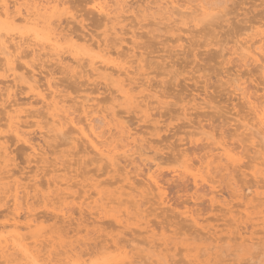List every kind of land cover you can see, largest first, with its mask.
<instances>
[{
	"label": "rangeland",
	"instance_id": "1",
	"mask_svg": "<svg viewBox=\"0 0 264 264\" xmlns=\"http://www.w3.org/2000/svg\"><path fill=\"white\" fill-rule=\"evenodd\" d=\"M113 1L115 2L116 0ZM113 1L110 2L112 3ZM126 1L128 2H126L125 8L129 9V13H127L129 16H127V19L121 23L122 29H119L120 34L116 36L117 38L121 37L123 39L121 42L115 38L114 35L113 37L109 33L108 30L111 27L110 24H107L109 29L106 25L101 23L98 24V21H102L103 18L96 10H94V7H91V5L96 3L95 0H64V5L62 6V9H60L59 17L58 14L54 16L56 17L53 19L55 20V25L53 23L52 24L55 26V28H52L56 33H59L60 37L62 33L63 35L71 33L75 34L76 36H73L76 38L79 34H84V32H86V28H88L87 30L90 32L93 30L91 33L94 34V37L98 39L103 38V33L108 34V37L106 36L107 38L105 43L107 44L108 48L112 50L110 56H112L113 62H117V58L120 59L123 57L129 61V57L133 61L136 59L135 63L133 62L134 64H131V61H128V63L131 66L133 65L134 68H137V73H139H132V75H130V80H132V86L134 88L132 92H130L131 95L136 96L137 99L132 98L130 101L128 100L126 102V100H122L120 98L118 92L115 91L116 89H114L119 85V83L116 82L117 78L114 81L115 83L109 82L107 85L104 84L103 79L102 81L99 80L101 79V76L97 78L94 76L95 80L92 81L93 76L83 72V70L86 68L83 67V65L85 66L87 63L86 60L81 59V62L83 63L80 62V64L76 66L77 68L72 65V68L70 69L71 71H68V68L66 69V67H63L65 66L64 64H57L52 60L49 61V58L45 57L47 58L45 59L44 56H41L43 54L36 56L39 60L35 59V56L33 57L31 55V58L28 57L29 55L25 56V58L28 64V60L32 61L35 59L33 62L37 65H33L36 66L34 67L36 68L34 72L36 71L37 73H34V75L37 77L35 78L36 80L39 78L38 82L40 81V83H44L46 82L47 78L50 79L51 77L50 81L54 82L58 86L59 92L63 95L67 93V96H64L66 98L61 95L65 100L68 98L69 99L67 101L70 100L64 105H67L68 108L70 107L69 109L67 108L68 112L74 110L72 115L75 116L76 119L82 117L79 107L80 101L82 100L81 96H88L93 100L95 97V99L98 100H94V103L98 102V108L101 106V108L104 107L108 110V107H110L109 110H115L114 113L118 115L120 114L119 116H121V119L123 118L125 120L122 121L120 119L121 126L123 125L128 127L131 132L130 134L132 135L131 137L134 138L135 136L134 143L129 147L132 148L136 146L135 148L131 149L132 151L134 149L136 153L132 156H127L128 158L126 157L127 159H125L124 156H121L122 153L119 150L118 152L120 153V156H117V163L120 164H117V167L114 169L110 167L108 169V166L103 161L98 159L99 157L97 154H94L95 152L93 151L90 152L89 147L84 146L85 144H83V142L77 141L75 145L71 143V135L74 133L70 127H65L60 130L59 127L53 126L50 123L48 116L44 115L45 118H43L42 121L48 122V125H45L46 128L43 127V129L40 130L36 126H32L24 130V134L27 133L25 134L26 137H30V142H34H32V145H37L38 147H34L40 150L39 151L36 149L35 152H39V155L42 153L40 156H38L37 153V155H34L35 152L32 153L33 151L29 146H27V144H22L23 141L17 140L14 134L8 130L7 124L4 123L5 117L3 116V111H0V118L4 117L3 120L1 119L0 121V125L2 124L0 135L2 136L6 133L5 136L3 135V138L0 137V139L3 141L0 142L1 145L3 143V145L7 147L6 150H8L7 156H5V161L2 157L3 154L0 155L2 158L0 159L2 160L0 161L2 162L0 164H3L2 166L4 167L3 168L0 166V171H2L0 176L3 177H0V187L2 188L0 190V238L5 235V237H13L14 241H16L18 244L27 242H29L27 244H30L32 240L38 238V236V239L44 241L45 245L49 243V240H53L54 248H50L49 246V248H45L41 252L42 254L48 249L50 251V257L53 259L52 263H54V260L55 262H58V259H62L63 261L66 260V256L68 255L65 254L66 252L64 251V248L65 250L67 248V253L71 251L72 253L70 254L73 255L75 254L73 252L74 249H78L77 252L81 254L80 259L83 260L81 261L83 264H209V262L210 264H264V172H262V170L264 171V166H258L257 163L261 161L262 158H264V135H259L263 133H261L259 130L260 128L258 129L259 125L258 127L255 125L256 119L253 118L254 114H252L253 111L250 107L251 105L248 103V99L243 96L241 97L240 91H238L235 87L237 83H241L240 86L243 87L244 90L246 87L245 92L250 95L252 100H254L253 97L255 96L257 97V99L255 98L257 102L262 101V99L260 100V97L263 93L261 88L264 86V71L262 70L264 69V58L258 57V55L256 60L244 57L242 54H240L239 50H236V46H239V43H241L243 39L247 40L252 38V41H254L258 38V36L255 34H257L256 30L260 29L259 24L264 22V0H228L227 2L230 3L227 4V2H223L218 6L219 11L215 10L220 13H217L215 16H211L209 18L203 16L201 11L198 9V0H189L190 3L188 2V4L190 5L187 4L185 8H181L180 10L172 9V12L168 11V13H164L163 16L159 13L160 10L157 11V0ZM179 1L181 2L182 0ZM193 2L195 3L194 5L191 4ZM130 6H133V9ZM194 10H196V12L194 16L195 20L193 21V19H191V12ZM133 12L136 17H133ZM131 14L132 16H130ZM184 14H188V16H185ZM155 17L156 19H153ZM201 17L205 18L206 20L202 19ZM200 18L202 21H199ZM56 19H59V21L56 22ZM190 19L192 21H190ZM157 21L161 23L159 24ZM20 24L22 29L26 28L24 27V24ZM188 24L190 25L189 27ZM128 25L130 30L127 28ZM164 25L166 27H164ZM202 26L203 28H201ZM75 29H78V32ZM121 32H123V34ZM76 33L79 34L77 35ZM125 39H127V41ZM237 41L240 42L238 43ZM61 42L62 47L68 46L71 43L70 40L65 41L64 39H61ZM235 42L237 43L235 44ZM122 44L127 47H123ZM130 45L135 47V56L132 55L133 51L130 49ZM118 49L121 52L122 57L120 54L116 55L114 50ZM129 49L132 51L131 53L128 52ZM124 52H128V54L126 53V55ZM231 53L234 54L231 55ZM136 56L137 58H135ZM239 57H242L243 61L241 59L239 60ZM66 59L67 58H65L64 62ZM20 61L22 60L20 59ZM26 61H24V64H18L16 61V64L20 66V71L17 72L19 83H17L18 85L20 84L19 86H22L21 89L20 87L15 89L16 93L14 97H17L16 99H18L22 96L18 99V102L22 103L23 110L26 111L25 113H45L46 106L32 98V94H30V91L25 86L24 80L29 79L28 77L30 76V71L28 72L27 68H25ZM67 61L69 60L67 59ZM109 61H111L110 57ZM118 62L122 63L124 60ZM259 65L261 66L259 67ZM82 68L84 69L81 71ZM134 68L132 67V69ZM42 70L44 72H42ZM4 71L0 69V91L3 90V92H0V95L1 93H5V85L8 83L7 80L9 81L11 79V77H8L10 79H7L6 76L9 73ZM100 72L104 74L102 70ZM4 73L5 75H3ZM146 74L147 78L145 77ZM44 75L48 77L46 78ZM131 76L133 78H131ZM121 77L123 78V76ZM120 79L121 78H118V81ZM23 86H25L24 88L26 89H22ZM60 87L62 91H60ZM22 90H24V92ZM144 94H146L145 96L148 94L145 99V102H147L146 106L144 105L145 102L142 101ZM78 95L81 96L79 97ZM138 96H142V98ZM74 97L76 99L75 101ZM99 98L101 100L104 99V101L99 102ZM107 98L108 100H106ZM4 103L7 105V102H3V100L0 99V105H4ZM1 107L3 106H0V110L2 109ZM107 110L105 112H107ZM251 117L253 120L250 119ZM23 120L30 121V118L23 117ZM249 122L253 123V129L250 130L255 132L254 134L259 133L258 135L253 134L254 137H251L253 139L249 138L250 136L248 134H250V130H246V128L248 129V127H251ZM254 126L258 129V133ZM103 128L105 129V127ZM245 130L248 132L246 133ZM67 131L69 134H71L67 135L70 137V139L69 137H66V134H68ZM61 132L64 133L62 134ZM110 133H105V138H109V136L111 137L112 135L113 139H120L119 136L117 137L115 130H112ZM45 134L47 136H45ZM52 134L54 136H51ZM219 140L224 142L226 141V143L228 145H232L230 147H234V149L236 147V150H234V152H236V154H234V158L237 160L236 157L238 155V162L236 161L237 163L233 164V162L230 163L229 161L222 159V163L220 162V164L215 161L209 166L208 171L211 172V175L209 174L208 176L209 172H206V170L203 171L202 166L198 162H200L199 160H201V158L205 159L204 156L207 154L216 152H209L210 148L208 146L207 148L206 145H208V143L212 144L213 141L215 142ZM250 140H253V142L255 140L256 143H251L252 141ZM117 142L119 143L121 141ZM79 145H81L82 148ZM241 145L244 147L243 149L240 148ZM212 147H215V145H212ZM0 151L2 152L1 149ZM75 151L78 153H75ZM181 151L182 154H184L183 152L186 153V155L184 154L187 157L186 163L191 165L189 168H191L193 165L192 169H190L192 172L194 170L193 168L195 167V172H198L197 170L200 167V173L203 171L204 175L206 172L204 175L206 181L203 183L199 182L200 185H198V187L196 185L194 187V183L191 181L192 178L190 174L188 172H185V174L183 171V166L189 165H183V161L186 160V157L180 154ZM138 153L141 154L139 155ZM247 154L248 158H246ZM34 156L35 158H33ZM42 157L44 160H42ZM134 158H136V160ZM188 158L190 159L188 160ZM6 161L7 164L5 163ZM155 161L161 163L158 165L161 166H156L155 168ZM239 162L242 163L240 164ZM218 164H220L221 168L222 166L227 167L226 169L222 168L220 171L218 169ZM202 165L204 166L206 164L203 163ZM257 167L261 168L259 169L261 174H256L258 176L260 174L262 178L260 176L258 177L257 175H253ZM146 169H150V171L156 170L157 173L159 172L158 174L160 177L156 172L155 173L158 176L156 177L158 178L161 187H163L160 188V191L153 189L154 187L152 188L151 186L149 188L146 187L150 191L152 189L150 193L144 189L145 187H143V185L145 186L146 181L148 180H145V178H147L145 173L147 172ZM7 170L9 175H7L5 172ZM108 172L109 174H107ZM5 174L10 178L5 176ZM133 175H136V178ZM125 176H130L129 180L132 182V189L128 188L130 189V193L128 190H126V188L124 190V187H128L127 185L129 182L124 180L125 183L127 181V185L122 182V179ZM139 178L141 179L140 181H142V183H145H138ZM260 178L262 179L261 182L258 180ZM116 179L121 180V182L124 184L120 182L117 183ZM211 179L212 182L209 181ZM67 181H69L70 184H67ZM95 181L99 183L101 182V184L104 181L103 185H99L98 183L99 187L104 186V189L101 188L102 191H105L106 189L107 191L105 192L109 191L108 194L106 193V195H104V192L103 196H117L114 195V193L117 194V191H119L116 189L118 186V189H123V192L127 191L129 196L133 195V198H130L131 200L129 202H132L130 204H133V202L135 203L136 200L139 199L138 201H140V204L137 201L135 206L138 204L140 205V208H138L140 209L141 213L139 214V209L135 207L138 209V212L135 209L136 211L133 210V213H128L127 216H125L126 212L125 214L123 213L125 207L123 208L121 205L120 209L119 205L116 206L117 204L114 203L111 205L112 208L110 210L107 209V212L109 213H107L108 215H106V211L103 209V214H105L104 216L101 212L102 207H100V205L97 206L99 209L95 207L98 205V201L100 202V200L96 202L97 204L94 202L96 195H94L93 191L95 190H93L94 188L92 186L97 183ZM13 182L19 183V186L21 187L22 203L20 202V205L23 206L22 208L20 207L17 209L18 212L20 211L19 215L21 217L17 223V225L19 224V229L17 228L16 231H14L12 226L9 225L12 223V213L15 211L12 208L11 195L8 196L12 192L13 187L11 186L14 185ZM54 183H57L58 185L54 187ZM62 183L66 184L67 188L70 190L67 191V188L64 189V185ZM49 185L56 192H53V190L49 188ZM58 186L60 188L63 187L64 190L62 191L60 188L57 190ZM138 186H141V188L145 190L142 191L144 193L148 192V194L142 195V191L139 190L141 188H137ZM25 188H27L26 191L24 190ZM34 188H36V190ZM112 188H115L117 191L113 193L115 189L113 190ZM27 190H30V192H27ZM37 190H39L41 193L43 192V194L41 195V193H39ZM111 190H113L112 193L110 192ZM131 190L134 191H132V195ZM2 191H5L6 193L4 192L3 194ZM46 191L49 194L46 193ZM137 191H141V194H139ZM210 191H212V194ZM53 193H56V195ZM91 194L92 197L94 195V200H91V196H89L91 197L90 199L86 200L88 195ZM76 195L79 196L76 197ZM134 195L136 200H134ZM52 196L54 199L50 198ZM142 196L143 198L146 197L143 199V202L141 201ZM214 196L216 198H214ZM210 197H212L211 199L214 201H210ZM44 198L46 199L44 201H47L46 203L48 204L52 203L53 200L54 202L58 200L55 203L58 205L60 201L61 204H63V207H60L59 205L56 206L54 202L53 205L55 207H52L55 209L60 207L59 210L65 207L64 210L66 209V211L69 213L63 212L65 215L64 217V215H62V211L60 212L62 213L61 216L57 209V212L55 209V212H53L51 205L49 208V206H46L48 204L44 203ZM158 198H161L163 201L159 200ZM49 200H52V202ZM79 201L83 204H81ZM160 201L164 203H161ZM91 202L95 204H91ZM88 203L90 208L88 205H86ZM127 203L123 206H127ZM26 204L30 205L31 208L29 206H27V208ZM80 205L81 208L79 209ZM252 205L256 207L257 210L256 208L251 207ZM91 206L95 207L97 210L91 208ZM29 208L31 212L29 211ZM33 208L34 210H31ZM229 208L231 209L230 212H228ZM118 209L124 214L120 215V218H122L120 219V222H118L115 217L112 216L115 214V212L116 214L120 212H118ZM129 209L130 208H128V210ZM253 209L256 210V212L253 213ZM112 210L113 212L115 211L114 214H111ZM27 211L30 213L28 214ZM33 212L36 214L34 215ZM98 212L101 213V216L103 215L102 218L99 216L100 213ZM57 213L58 215H56ZM116 214L114 216L118 217L119 215ZM129 214L132 216H137V214L139 215L137 217L130 218L131 215ZM190 215H192V218ZM233 215H235V218ZM121 216L127 217L128 219H125ZM32 218H36L35 222L33 221L34 225L31 228H26L25 223L29 222L28 219ZM193 218L197 222L192 220ZM4 224L7 227H2ZM35 231L37 232L35 233ZM63 234H65V237ZM68 241H70V243H68ZM44 242H41L42 245ZM106 243L107 245H110V247L105 245L104 249L103 245ZM69 244L74 247L72 249V247H70L71 245L69 246L73 251L69 250ZM178 247L179 249H177ZM74 257L76 258V256ZM79 257L80 256H78L77 259ZM62 260L61 262H63ZM2 261L0 264H3Z\"/></svg>",
	"mask_w": 264,
	"mask_h": 264
},
{
	"label": "bare ground",
	"instance_id": "2",
	"mask_svg": "<svg viewBox=\"0 0 264 264\" xmlns=\"http://www.w3.org/2000/svg\"><path fill=\"white\" fill-rule=\"evenodd\" d=\"M66 1V0H65ZM96 1V3L94 4L95 5V9L94 10H96L101 16H102V18H103V20L101 21L100 20V22L98 21V24L99 23H101V24H103V25H106L107 27H108V25L107 24H110L111 25V27H110V29H109V27H108V31H109V33L113 36H115V38H117L116 36L117 35H119L120 34V30L122 29V26H121V23L122 22H124L125 21V19H127V16H129V14L127 15V13H129V9L128 8H125V6H126V2H128V1H126V0H116L115 2L113 1V0H95ZM110 1H113L112 3L110 2ZM148 1V0H147ZM158 1V9H157V11L158 10H160L159 11V13L160 14H162V16H163V14L164 13H168V11L169 12H172L171 10L172 9H181V8H185L186 6H187V4H188V2L190 3V1L188 0V1H185V0H182L181 2L179 1V0H157ZM193 1V0H192ZM191 1V2H192ZM199 2H197L198 3V9L201 11V13L203 14V16H205V17H211V16H215L217 13H220V12H218L219 10H218V6L221 4V3H223V2H227L228 0H198ZM69 2V1H68ZM153 3V2H152ZM155 3V2H154ZM228 3H230V2H227V4ZM68 4V3H67ZM128 4V3H127ZM191 4H195L194 2L193 3H191ZM64 5V0H0V69H2L3 71L5 70L6 72H8L9 74H7V79H10V78H8V77H11V79L8 81L7 80V84L5 85V93L3 94V93H1V95H0V99H2L3 100V102L5 101V102H7V105H5L6 103H4V105H0V106H3V107H1L2 109L0 110V111H3V116L5 117H3L4 118V123L5 124H7V126H8V130H10L13 134H14V136L16 137V139L17 140H22L21 142H22V144L23 143H25V144H27V146H29L30 147V149L33 151L32 153H34L35 151H36V149H38V148H35L36 146L35 145H32V142H30V137L29 138H27L26 137V135L25 134H27V133H25L24 134V130L25 129H27V128H29V127H32V126H36L38 129H43V127L44 128H46L45 127V125H48V122H43L42 121V119L43 118H45V116H48V118L50 119V123L53 125V126H57V127H59V129L60 130H62L63 128H65V127H70L71 129H72V131H73V133L74 134H69V132H68V134H66V137L68 138L69 136H67V135H71V143H73V145H75V143L77 142V141H81V142H83V144H85L84 146H88L89 147V149H90V152L91 151H93V152H95L94 154H97V156L99 157H97L100 161H103L107 166H105V167H107L108 169H109V167L110 168H115V167H117L116 165L117 164H120V163H117V156H120V153L118 152L119 150L121 151V153H122V157L124 156L125 157V159H127L128 157L127 156H132V155H134L135 153H136V151H134V149H133V151L131 150L132 148H135V147H132V148H130L129 146L131 145V144H133L134 143V139H135V136H134V138L133 137H131L132 135L130 134L131 132H130V129L128 128V127H126V126H121V122H120V119H121V116H119L118 114H116V113H114V111H112V110H109L110 109V107H108L107 105V107H108V110L106 109V108H101V106H100V108H98V102L97 103H94V100H98V99H95V97H94V100L92 99V98H89L88 96H84V97H82L81 95V98H82V100L80 101L79 99V101H80V105H79V107H80V112L82 113V117L81 118H75V116H73L72 114L74 113V110H72V111H70V112H68V109L70 108H68V106L67 105H64V104H67L69 101H67L68 99H64V98H66V97H64L67 93H65L64 95L63 94H61L60 92H59V90H58V86L54 83V82H51L50 80H51V77H50V75H49V77H50V79L49 78H47L45 75V77L47 78L46 79V82H42V83H40V81L38 82V80H39V78H38V80H36L35 78H37V77H35V75H34V73H37L36 71L34 72V70L36 69V68H34V67H36V66H34V65H37V64H35L33 61L35 60V59H37L38 57H36V56H38V55H40V54H43V55H41L42 57L44 56V58L45 57H47V58H49V61L50 60H52V61H54V62H56L57 64H64L65 66H63V67H66V69L68 68V71H71L70 69L72 68V65L73 66H78L79 64H80V62H81V59H83V60H86L87 61V63L85 64V62H84V64H85V66L83 65V67H86L85 69L84 68H82L81 69V71L83 70V72H85L86 74H89L90 76H93V79H92V81L93 80H95L94 78L96 77H100L101 79H99V80H101L102 81V79H103V82H104V84H109V82H113V83H115L114 81H115V79L117 80L116 82H118L119 83V85L117 86V85H115V86H117V88H114V89H116L115 91H117L118 92V94H119V96H120V98L122 99V100H126V102L129 100L130 101V99H132V98H134V99H137L136 98V96H133V95H131V92H132V90L134 89L133 88V86H132V80H130V75H132V73H137V68H134V66L132 65H130L129 63H128V61L129 60H127L125 57H123V58H120V59H122V60H120L119 58H117L118 59V61H123L124 60V62H118L117 60V62H113L112 60V56H110V54H111V52H112V50L111 49H109L108 48V46H107V44L105 43L106 42V38L108 37L107 35L108 34H106V33H103L104 34V36H103V38H101V39H98V38H95L94 37V34H92L91 32L93 31H89V30H87L88 28H86V32H84V34L82 33L81 35L79 34H77L78 36L76 37V38H74V36H76L75 34H71V33H69V34H64L63 35V33H62V35H61V37L59 36V33H56L55 32V30H53V28L52 27H54L55 28V26H53V24L55 25V23H54V21L55 20H53L54 18H56V17H54V16H56V14H58V17H59V12H60V9H62V6ZM130 5V4H129ZM131 5H132V3H131ZM188 5H190V4H188ZM128 6V5H127ZM149 6V5H148ZM151 6V5H150ZM155 6V5H154ZM69 7V6H68ZM131 8L133 7V6H130ZM191 7V6H190ZM147 8V7H146ZM149 8V7H148ZM155 8H156V6H155ZM133 9V8H132ZM198 9H196V10H198ZM64 10H65V8H64ZM135 10V9H134ZM139 10V9H138ZM147 10V9H146ZM156 10V9H155ZM196 10H194V11H192L191 12V15H192V18L191 19H193V21L195 20L194 19V16H195V12H196ZM215 10H218V11H215ZM75 11V10H74ZM137 11V10H136ZM140 11V10H139ZM142 11V10H141ZM174 12V11H173ZM194 12V13H193ZM88 13V12H87ZM94 13V12H93ZM136 13H138V12H136ZM142 13V12H141ZM140 13V14H141ZM145 13V12H144ZM148 13V12H147ZM154 13H155V11H154ZM153 13V14H154ZM181 13H182V11H181ZM201 13H200V15H201ZM133 14H134V12H133ZM173 14V13H172ZM78 15V14H77ZM77 15H76V17H77ZM147 15V14H146ZM182 15V14H181ZM185 15V14H184ZM183 15V16H184ZM224 15V14H223ZM83 16V15H82ZM90 16V15H89ZM92 16V15H91ZM130 16H132V14L130 15ZM185 16H188V14L187 15H185ZM69 17V16H68ZM133 17H136L135 16V14H134V16ZM140 17V16H139ZM141 17H143V16H141ZM147 17V16H146ZM165 17V16H164ZM143 18H145V17H143ZM148 18V17H147ZM187 18V17H186ZM202 19H204V20H206L205 18H203V17H201ZM201 18H200V20L199 21H202L201 20ZM60 19V18H59ZM59 19L57 20L56 19V22L57 21H59ZM84 19H86V18H84ZM89 19V18H88ZM96 19V18H95ZM153 19H156V17L155 18H153ZM160 19V18H159ZM190 19V21H192ZM211 19V18H210ZM51 20H53V21H51ZM69 20V19H68ZM94 21V20H93ZM132 21H133V19H132ZM188 21H189V19H188ZM197 22H199L198 20H196ZM87 22V21H86ZM97 22V21H96ZM149 22V21H148ZM158 22V21H157ZM187 22V21H186ZM259 22V21H258ZM20 23H22V24H24V27H26V28H21L22 26H21V24ZM53 23V24H52ZM159 23V22H158ZM157 23V24H158ZM161 23V22H160ZM159 23V24H160ZM165 23V22H164ZM163 23V24H164ZM195 23V22H194ZM20 24V25H19ZM84 24V23H83ZM92 24V23H91ZM135 24V23H134ZM146 24H148V23H146ZM166 24V23H165ZM208 24V23H207ZM210 24V23H209ZM167 25V24H166ZM186 25V24H185ZM197 25V24H196ZM260 26H259V28L260 29H257L256 31H257V34H255V35H257L258 36V38L256 39V40H254V41H252V38H249V39H243V41L241 42V43H239L240 41H237L239 44V46H236L235 48H236V50H239V52H240V54H242L244 57H247V58H252L253 60H256V57H257V55H258V57H263L264 58V22H262V24H259ZM21 26V27H20ZM78 26V25H77ZM119 26V27H118ZM125 26V25H124ZM190 25L188 24V27H189ZM195 26V25H194ZM200 26V25H199ZM203 26H204V24H203ZM203 26L201 27V28H203ZM84 27V26H83ZM95 27V26H94ZM105 27V26H104ZM144 27H146V26H144ZM164 27H166L165 25H164ZM168 27V26H167ZM205 27V26H204ZM207 27V26H206ZM258 27V26H257ZM256 27V28H257ZM59 28V27H58ZM128 30H130L129 29V25H128ZM187 28V27H186ZM79 29V28H78ZM78 29H75V30H77V32H78ZM120 29V30H119ZM124 29V28H123ZM181 29H183V28H181ZM191 29V28H190ZM126 30V29H125ZM153 30V29H152ZM195 30H197V29H195ZM73 31V30H72ZM72 31H70V32H72ZM154 31V30H153ZM192 31V30H191ZM125 32V31H124ZM131 32H133V31H131ZM122 34H123V32H121ZM127 33V32H126ZM148 33H149V31H148ZM96 34V33H95ZM125 34V33H124ZM74 35V36H73ZM126 35V34H125ZM107 36V37H106ZM113 36V37H114ZM131 36H133V35H131ZM249 36V35H248ZM63 37V38H62ZM66 38V39H65ZM68 38V39H67ZM61 39H64L65 41L66 40H70L71 41V43H70V45H68V44H66V45H68V46H63L62 47V42H61ZM112 39V38H111ZM114 39V38H113ZM120 42L123 40L121 37H118L117 38ZM130 39V38H129ZM129 39H128V41H129ZM132 39H134V38H132ZM115 40V39H114ZM126 41H127V39H125ZM124 40V41H125ZM72 41H74V42H72ZM78 41V42H77ZM113 41V40H112ZM237 42H235V44L237 43ZM68 43V42H67ZM116 43V42H115ZM126 43V42H125ZM126 44H128V43H126ZM123 45V44H122ZM131 46V45H130ZM133 46V45H132ZM131 46V50L133 51H130V49H129V53H133L132 55H134L135 56V52H134V48L135 47H132ZM123 47H125V45H123ZM127 47V46H126ZM125 47V48H126ZM233 47V46H232ZM120 49V48H119ZM119 49L118 50H114L115 51V53H116V55L118 54H120V56L122 55L121 54V52L119 51ZM128 49V48H127ZM26 50H28V51H26ZM122 50V49H121ZM136 50V49H135ZM232 50V49H231ZM26 51V52H25ZM229 51H230V49H229ZM128 52H126L127 54H128ZM125 53V52H124ZM123 53V54H124ZM125 53V54H126ZM228 53V52H227ZM65 54V55H64ZM67 54V55H66ZM126 54V55H127ZM230 54V53H229ZM234 54V53H233ZM232 53H231V55H233ZM27 55H29L28 57L29 58H31V56H35V59H33L32 61H30V60H28L29 61V64L27 63V61H26V58H25V56H27ZM31 55V56H30ZM125 55V56H126ZM119 56V57H120ZM109 57H110V59H111V61H109ZM122 57V56H121ZM128 57V56H127ZM25 58V59H24ZM43 58V59H44ZM47 58H45V59H47ZM65 58H67L69 61H67V59H66V61H67V63H66V61L64 62V60H65ZM135 58H137V56L135 57ZM20 59L22 60V61H20ZM128 59H130V61H131V64L134 62L135 63V61H136V59H134L135 61H133V60H131V58L129 57ZM242 60V57L240 58L239 57V60ZM19 60V61H18ZM37 60H39V59H37ZM143 60V59H142ZM16 61L18 62V64H24L25 62L24 61H26V64H25V68H27V70H28V72H29V79H27V80H24V83H25V86L27 87V89L30 91V94H32L31 96H32V98H34L36 101H39V102H41L42 103V105H45L46 106V112L45 113H36V112H30V113H25L26 111L25 110H23V106H22V103H20V102H18V99L19 98H21V97H19L18 99H16L17 97H14L15 96V89H17L18 87H20V89H21V86H19L18 85V83H19V81H18V77H17V72L18 71H20V66H18L17 64H16ZM48 61V60H47ZM129 61V62H130ZM243 61V60H242ZM241 61V62H242ZM19 62H21V63H19ZM45 62V61H44ZM111 62H113V63H111ZM262 62V61H261ZM32 63V64H31ZM50 63V62H49ZM48 63V64H49ZM81 63H83V62H81ZM128 63V64H127ZM133 63V64H134ZM263 63V62H262ZM34 64V65H33ZM47 64V63H46ZM246 64H247V62H246ZM248 64H250V63H248ZM39 65V64H38ZM51 65V64H50ZM138 65V64H137ZM21 66H23V65H21ZM47 66V65H46ZM261 65H259V67H260ZM40 67V66H39ZM70 67V68H69ZM132 67L134 68V69H132ZM138 67V66H137ZM77 68V67H76ZM263 68V67H262ZM23 69V68H22ZM75 69V68H74ZM73 69V70H74ZM41 70V69H40ZM103 71L104 72V74H102L100 71ZM263 71H264V69H262ZM261 70V71H262ZM4 71V72H5ZM22 71V70H21ZM78 71V70H77ZM80 71V70H79ZM42 72H44L43 70H42ZM75 72V71H74ZM69 73V72H68ZM76 73V72H75ZM78 73V72H77ZM148 73V72H147ZM24 74V73H23ZM39 74V73H38ZM37 74V75H38ZM44 74V73H43ZM53 74V73H52ZM137 74H139V73H137ZM3 75H5V73L3 74ZM74 75V74H73ZM52 76V75H51ZM55 76V75H54ZM81 76H83V75H81ZM95 76V77H94ZM121 76H123V78L121 77ZM135 76V75H134ZM24 77H25V75H24ZM79 77H80V73H79ZM87 77V76H86ZM146 78H147V74H146V76H145ZM44 78V77H43ZM75 78H76V74H75ZM84 78H85V76H84ZM118 78H121L119 81H118ZM131 78H133L132 76H131ZM16 79H17V81H16ZM45 79V78H44ZM55 79V78H54ZM87 79V78H86ZM127 79H128V81H127ZM231 79V78H230ZM137 80V79H136ZM142 80H143V78H142ZM141 80V81H142ZM6 81V80H5ZM42 81V80H41ZM84 81V80H83ZM140 81V80H139ZM146 81V80H145ZM144 81V82H145ZM232 81V80H231ZM242 81V80H241ZM4 82V81H3ZM18 82V83H17ZM86 82V81H85ZM143 82V83H144ZM54 83V84H53ZM96 83H97V81H96ZM146 83V82H145ZM103 84V83H102ZM141 84H142V82H141ZM233 84V83H232ZM45 85V86H44ZM95 85V84H94ZM143 85V84H142ZM241 85V83L240 84H238L237 83V85L235 86L236 87V89L238 90V91H240V93H241V97L243 96V97H245V98H247L248 99V103L251 105H249L250 107H251V109H252V114H254L253 115V118H255L256 119V126L258 127V125H259V127H258V129L261 131V133H263V134H259L258 133V129H257V133L259 134V135H264V86L261 88V90H263V93H262V95H261V97H260V100L262 99V101H258L257 102V100H255V98L257 99V97H255L254 95V97H253V99L254 100H252V98H250V95H248V93L247 92H245V90H246V87H245V90L243 89V87H241L240 86ZM25 86H23L22 87V89L25 87ZM65 87V86H64ZM126 87V88H125ZM136 87H138V86H136ZM234 87V86H233ZM24 89H26V88H24ZM113 89V90H114ZM142 89V88H141ZM233 89V88H232ZM235 89V90H236ZM248 89V88H247ZM94 90V89H93ZM138 90V89H137ZM17 91V90H16ZM23 92H24V90H22ZM60 91H62V89H61V87H60ZM95 91H96V87H95ZM131 91V92H130ZM232 91V90H231ZM0 92H3V90H1ZM23 92H21V93H23ZM66 92V91H65ZM60 93V94H59ZM233 93H234V91H233ZM240 93H238V94H240ZM18 94H19V91H18ZM61 95H63V97L61 96ZM146 94H144L143 95V99H142V101L143 102H145L146 100V97L148 96V94H147V96H145ZM30 96V97H31ZM67 96V95H66ZM79 96V95H78ZM79 96V97H80ZM116 96V95H115ZM76 97V96H75ZM75 97H74V101L76 100L75 99ZM78 97V98H79ZM100 97V96H99ZM109 97V96H108ZM138 97H141L142 98V96H138ZM196 97V96H195ZM252 97V96H251ZM28 98V97H27ZM105 98V97H104ZM116 98V97H115ZM239 98V97H238ZM71 99V98H70ZM100 99V98H99ZM109 99H112V98H109ZM114 99V98H113ZM244 99V98H243ZM246 99V100H247ZM258 99H259V97H258ZM72 100V99H71ZM77 100V101H78ZM106 100H108V98L106 99ZM245 100V101H246ZM73 101V100H72ZM77 101H76V103H77ZM78 101V102H79ZM101 101H104V99L103 100H99V102H101ZM111 101V100H110ZM118 101V100H117ZM119 102H120V100H119ZM125 102V101H124ZM194 102V101H193ZM198 102V101H197ZM202 102H203V100H202ZM247 102V101H246ZM72 103V102H71ZM146 103L147 102H145L144 103V105L146 106ZM101 104V103H100ZM108 104H110V103H108ZM132 104V103H131ZM139 104V103H138ZM192 104V103H191ZM40 105V104H39ZM112 105V104H111ZM118 105V104H117ZM119 105H120V103H119ZM118 105V106H119ZM122 105V104H121ZM198 105H200V104H198ZM248 105V104H247ZM22 106V107H21ZM103 106V105H102ZM114 106V105H113ZM139 106V105H138ZM66 107V108H65ZM127 107V106H126ZM129 107V106H128ZM248 107V106H247ZM43 108V107H42ZM68 108V109H67ZM197 108V107H196ZM78 109V108H77ZM104 111H103V110ZM116 109V108H115ZM189 109V108H188ZM30 110V109H29ZM71 110V109H70ZM107 110V112H105ZM167 110V109H166ZM77 111V110H76ZM108 111H110V112H108ZM189 111V110H188ZM248 111V110H247ZM80 112H78V113H80ZM163 113V112H162ZM186 113V112H185ZM75 114H76V112H75ZM199 114V113H198ZM246 114H247V112H246ZM45 115V116H44ZM187 115V114H186ZM190 115V114H189ZM248 115V114H247ZM251 115V114H250ZM23 117H26V118H30V121L28 120H23ZM3 118H0V121H1V119L3 120ZM253 118L251 117L250 119L251 120H253ZM245 119V118H244ZM122 121L124 120L123 118L121 119ZM248 120H249V118H248ZM125 121V120H124ZM1 123V122H0ZM3 123V122H2ZM127 123V122H126ZM249 124L251 125V127L249 128L248 127V129L246 128V126H245V128H246V130H250V129H253L252 127H253V123H250L249 122ZM2 125V124H1ZM0 125V126H1ZM240 125H244V124H240ZM245 125H247V124H245ZM103 127H105V129L103 128ZM126 127V128H125ZM2 129V126L0 127V130ZM48 129V128H47ZM51 129V128H50ZM237 129V128H236ZM244 129V128H243ZM242 129V130H243ZM37 130V129H36ZM39 130V131H40ZM112 130H115V133H117V137L119 136L120 137V139L118 140H115V139H113L112 138V135H111V137L109 136V138L108 137H106L105 138V136H104V134L105 133H110ZM238 130V129H237ZM245 130V131H246ZM49 131V130H48ZM26 132V131H25ZM29 132H30V130H29ZM38 132V131H37ZM242 132V131H241ZM248 131H246V133H247ZM252 131L250 130L249 131V133L250 134H248L250 137L249 138H251V137H254V135H258V134H254L255 132H252ZM1 133V132H0ZM40 133H41V131H40ZM44 133V132H43ZM43 133H42V135H43ZM46 133H47V131H46ZM62 133V132H61ZM64 133V132H63ZM62 133V134H63ZM3 134V133H2ZM29 134V133H28ZM54 134H55V132H54ZM111 134V133H110ZM241 135H243L242 133H240ZM251 134H252V136H251ZM254 134V135H253ZM4 136L6 135V133L5 134H3ZM3 135L1 136L0 135V137L1 138H3ZM45 136H47L46 134H45ZM51 136H54L53 134L51 135ZM246 136V135H245ZM6 138V137H5ZM32 139V138H31ZM69 139H70V137H69ZM69 139H68V141H69ZM251 139H253V138H251ZM255 139V138H254ZM7 140V139H6ZM139 140V139H138ZM186 140V139H185ZM215 140V139H214ZM222 140H223V137H222ZM225 140V139H224ZM249 140V139H248ZM0 141L1 142H3L1 139H0ZM11 141V140H10ZM117 141H121V142H117ZM144 141V140H143ZM151 141V140H150ZM219 141H221V140H219ZM219 141H213V143L212 144H209L208 143V145H206V147L208 146L210 149H209V152L210 151H212V152H214V151H216L215 153H210V154H207L206 156H204L205 157V159H203V158H201V160H199L200 162H198L201 166H202V170L204 171V170H206V172L209 170V166L211 165V164H213L215 161H217V163H222V159H224L225 161H229L230 163L231 162H233V164L234 163H237L238 161V155H237V160L234 158V154H236V152H234V150H236V147H235V149H234V147H230V146H232V145H228L227 143H226V141L224 142V141H221V142H219ZM250 141H252L251 143H256L255 142V140H254V142H253V140H250ZM1 142H0V149L2 150V152L0 153V155H2V157H3V160L5 161L6 159H5V156H7V151L8 150H6V146L5 145H3V143H2V145H1ZM228 142V141H227ZM34 143V142H33ZM121 143V144H120ZM142 143V142H141ZM140 143V144H141ZM148 143V142H147ZM24 144V145H25ZM120 144V145H119ZM264 144V143H263ZM142 145V144H141ZM143 145H145V144H143ZM192 145V144H191ZM204 145V144H203ZM210 145V146H209ZM212 145H215V147H212ZM243 145V144H242ZM240 146V148H244L243 146ZM4 146V147H3ZM35 146V147H34ZM40 146V145H39ZM77 146V145H76ZM80 147H81V145H79ZM120 146V147H119ZM196 146V145H195ZM239 146V145H238ZM255 146V145H254ZM38 147V146H37ZM74 147V146H73ZM72 147V148H73ZM88 147H86V148H88ZM129 147V148H128ZM201 147H203V146H201ZM205 147V148H206ZM207 147V148H208ZM259 147V146H258ZM264 147V146H263ZM40 148V147H39ZM82 148V147H81ZM126 148V149H125ZM237 148H239V147H237ZM88 149V150H89ZM137 149V148H136ZM203 149V148H202ZM245 149H246V147H245ZM39 150V149H38ZM42 150V149H41ZM143 150V149H142ZM180 150V149H179ZM248 150V149H247ZM247 150H245V151H247ZM40 151V150H39ZM78 151V150H77ZM77 151H75V153L77 152ZM85 151V150H84ZM138 151V150H137ZM178 151V150H177ZM241 151V150H240ZM253 151V150H252ZM86 152V151H85ZM155 152V151H154ZM200 152V151H199ZM208 152V151H207ZM38 154V156H40L39 155V152H35L34 153V155H37ZM78 153V152H77ZM83 153V152H82ZM185 155H186V153L185 152H183ZM239 153H241V152H239ZM238 153V154H239ZM139 154V153H138ZM141 154V153H140ZM139 154V155H140ZM155 154V153H154ZM180 154H182V151L180 152ZM184 154H182L183 156H185ZM246 154V153H245ZM33 155V154H32ZM80 155V154H79ZM84 155V154H83ZM143 155V154H142ZM181 155V156H182ZM191 155V154H190ZM239 155H241V154H239ZM187 156H188V154H187ZM264 156V155H263ZM127 157V158H126ZM186 157V156H185ZM241 157V156H240ZM244 157V156H243ZM246 157V156H245ZM33 158H35V156L33 157ZM43 158V157H42ZM139 158V157H138ZM167 158V157H166ZM246 158H248V154H247V157ZM0 159H2L1 157H0ZM31 159V158H30ZM38 159V158H37ZM121 159V158H120ZM131 159V158H130ZM130 159H128V160H130ZM135 160H136V158H134ZM168 159V158H167ZM190 158H188V160H189ZM29 160V159H28ZM42 160H44V158L42 159ZM41 160V161H42ZM81 160H83V159H81ZM122 160V159H121ZM241 160V159H240ZM239 160V161H240ZM0 161H2V160H0ZM37 161V160H36ZM40 161V160H39ZM80 161V160H79ZM186 161H187V157H186V160H184L183 161V165L184 164H187V165H189L188 163H186ZM224 161V162H225ZM237 161V162H236ZM242 161V160H241ZM44 162V161H43ZM96 162L98 163V161L96 160ZM134 162V161H133ZM194 162V161H193ZM243 162V161H242ZM242 162H239L240 164L242 163ZM0 163H2V162H0ZM6 164H7V161L5 162ZM39 163V162H38ZM42 163V162H41ZM192 163V162H191ZM203 163H205L206 165H202ZM220 163V164H221ZM258 163V166L259 165H263L264 166V158H262V160L261 161H259V162H257ZM159 164H161V163H158V162H156L155 161V168H156V166L157 167H160V166H158ZM220 164H218L219 165V167H220ZM225 164V163H224ZM224 164H222V165H224ZM3 164H0V166L1 167H3L2 166ZM9 165H10V163H9ZM138 165H139V163H138ZM141 165H142V163H141ZM196 165V164H195ZM221 165V166H222ZM256 165V164H255ZM7 166V165H6ZM5 166V167H6ZM124 166V165H123ZM122 166V167H123ZM135 166V165H134ZM144 166V165H143ZM147 166V165H146ZM191 165H189V166H183L184 167V173L186 172H188L189 174H190V176H191V181H192V183H194L193 185H194V187H195V185L198 187V185H200L199 184V182H204V181H206V178H205V174H206V172H205V174L203 175V171H202V173H200L201 172V170H199L201 167L199 166V165H197L198 167H200L197 171L198 172H195L196 171V167L195 168H193L194 170H193V172H192V170H190V169H192V167H193V165H192V167L191 168H189ZM247 166V165H246ZM145 167V166H144ZM152 167V166H151ZM216 167H218V166H216ZM218 167V169L221 171L222 170V168H225L226 169V167L227 166H222V168L220 169ZM245 167V166H244ZM251 167V166H250ZM254 167H256V166H254ZM4 168V167H3ZM126 168V167H125ZM148 168V167H147ZM153 168V167H152ZM154 168V169H155ZM8 169V168H7ZM100 169H102V168H100ZM99 169V170H100ZM124 169V168H123ZM157 169H159V168H157ZM249 169V168H248ZM259 169H261V168H259V167H257L256 168V171L254 172V174L253 175H257L256 173H260L261 174V171L259 170ZM104 170V169H103ZM147 170V172H145L146 173V176H147V178H145V180L146 179H148L147 181H146V184H145V186L143 185V187H145L144 189H146L147 191H149V193L152 191V189H151V191L149 190V189H147L146 187H154L153 189H157L158 191H160V188H163V187H161V185H160V183H159V181H158V176H159V172L157 173V171L155 170H151L150 171V169H146ZM228 170V169H227ZM105 171V170H104ZM120 171V170H119ZM125 171V170H124ZM129 171V170H128ZM133 171H134V169H133ZM2 171H0V173H1ZM6 172V174L7 175H9V173H7L8 172V170L7 171H5ZM130 172V171H129ZM137 172V171H136ZM139 172V171H138ZM157 173V175H156V173ZM174 172V171H173ZM209 173H208V176H209V174L211 173L210 171H208ZM262 172H264L263 170H262ZM133 173V172H132ZM131 173V174H132ZM135 173V172H134ZM171 173V172H170ZM185 173V174H186ZM5 174V176H7ZM107 174H109V172L107 173ZM127 174H128V172H127ZM130 174V175H131ZM138 174H140V173H138ZM177 174V173H176ZM260 174H259V176H260ZM144 175V174H143ZM142 175V176H143ZM177 175H179V174H177ZM184 175V174H183ZM188 175V174H187ZM211 175V174H210ZM11 176V175H10ZM134 176V175H133ZM136 176V175H135ZM134 176V177H135ZM145 176V175H144ZM157 176V177H156ZM208 176H207V178H208ZM219 176V175H218ZM258 176V175H257ZM256 176V177H257ZM258 176V177H259ZM1 178H3L2 176H0ZM7 177H9V176H7ZM129 177L130 176H125V177H123V181L122 182H124L125 183V181L124 180H127V181H129L128 182V185H127V181H126V185L128 186V187H124V190H125V188H126V190H128L129 191V193H130V189H132V182L129 180ZM160 177V176H159ZM167 177V176H166ZM165 177V178H166ZM176 177V176H175ZM177 177H180V176H177ZM261 177V176H260ZM10 178V177H9ZM117 178V177H116ZM136 178V177H135ZM262 178V177H261ZM258 179V180H260V182L262 181V179ZM133 179V178H132ZM138 179V178H137ZM144 179V178H143ZM210 179V178H209ZM117 180V179H116ZM115 180V181H116ZM119 180V179H118ZM116 181L117 183L118 182H120V183H122L121 182V180H119V181ZM134 180V179H133ZM141 179L139 178V182L138 183H142V181H140ZM69 181H70V179H69ZM69 181H67V184L69 183L70 184V182ZM114 181V182H115ZM144 181V180H143ZM209 181H211L212 182V179L211 180H209ZM7 182V181H6ZM18 182V181H17ZM15 183V182H13L14 183V185H12L11 187H13V189H12V192H11V194H9L8 196H10L11 197V199H12V208H13V210H15L12 214V223H10L9 225H11L12 226V228H13V230L14 231H16V229L18 228L19 229V227H18V225H17V223H18V220H19V218L21 217L19 214V212H18V208H22L23 206H21L20 204L22 203V200H21V198H22V194H21V192H22V190H21V187L19 186V183ZM95 182H97V181H95ZM106 182H108V181H106ZM134 182H136V181H134ZM133 182V183H134ZM177 182H179V181H177ZM264 182V181H263ZM4 183V182H3ZM20 183H21V181H20ZM58 183V182H57ZM57 183H54L53 185H54V187H56V185H58ZM98 183L99 182H97V183H95V185H93L92 187L94 188H91V189H93V190H95V191H93L94 192V195H96V198H95V200L93 199V197H94V195H93V197H92V194L91 195H88V197L89 196H91V197H87L86 198V200L87 199H90L91 198V200H94V202L96 203L98 200H100V202H101V204H100V202L98 201V205H93V206H95L96 208H98L97 206H99L100 205V207H102V211H101V209H100V211L102 212V214H103V211L105 210L106 211V215H108L109 213L107 212V209H111L112 207H111V205L112 204H114V203H116L117 205L116 206H118L119 205V207L122 205V207L125 209H123L124 211H123V213L125 214V212H126V214H125V216H127V214L128 213H133L132 211L133 210H135L136 208H140V201H138L139 199H137L136 200V198H135V195H134V200H136V202L135 203H137V201H138V205H136L135 206V203L133 202V204H130V203H132V202H129L133 197V195H132V191L133 190H131V195L132 196H129V193L127 194L125 191L123 192V189L121 190V189H118V186L116 187V189L117 190H119V191H117L115 188V191H113V190H111L110 192L112 193V191H113V193L114 192H116L117 191V194L116 193H114V195H117V196H114V197H107V196H103V194H104V192L105 191H107V187L105 188L106 190L105 191H102L101 190V188L102 189H104L103 187L104 186H100L99 187V185H103V183H104V181H103V183L101 184V182L99 183V185H98ZM111 183H112V181H111ZM111 183H109V184H111ZM124 183H122V184H124ZM145 183V182H144ZM144 183H142V184H144ZM183 183V182H182ZM257 183V182H256ZM255 183V184H256ZM5 184H7V183H5ZM22 184V183H21ZM63 184V183H62ZM94 184V183H93ZM115 184V183H114ZM130 184V185H129ZM136 185H138L137 183H135ZM181 184V183H180ZM10 185V184H9ZM60 185V184H59ZM64 185V189H66L67 188V185L66 184H63ZM62 185V186H63ZM66 185V186H65ZM81 185V184H80ZM88 185H90V184H88ZM107 185H108V183H107ZM125 185V186H126ZM211 185V184H210ZM0 186H1V182H0ZM4 186V185H3ZM86 186V185H85ZM130 186V187H129ZM142 186V185H141ZM141 186H138L137 188H141ZM211 186H213V185H211ZM257 186V185H256ZM260 186V185H259ZM5 187H6V185H5ZM4 187V188H5ZM89 187H91V186H89ZM89 187H87V188H89ZM9 188V187H8ZM49 188H51V186L49 185ZM60 187L58 186L57 187V190L59 189ZM83 188V187H82ZM86 188V187H85ZM108 188L110 189V187L108 186ZM128 188H130V189H128ZM134 188H135V186H134ZM211 188H213V187H211ZM257 188H258V186H257ZM2 188L0 187V190H1ZM26 189L27 188H25L24 190L26 191ZM35 190H36V188H34ZM52 189V188H51ZM56 189V188H55ZM62 191L64 190L63 189V187L62 188H60ZM108 189V190H109ZM143 188H141V189H139V190H144ZM53 190V189H52ZM67 191L68 190H70V189H66ZM121 190V191H120ZM137 190V189H136ZM157 190H155V191H157ZM197 190V189H196ZM212 190V189H211ZM8 191H9V189H8ZM24 191V192H25ZM38 192H39V190H37ZM36 191V192H37ZM92 191V190H91ZM140 191V192H141ZM145 191V190H144ZM256 191V190H255ZM254 191V192H255ZM3 192V191H2ZM1 192V193H2ZM5 192V191H4ZM4 192H3V194H4ZM10 192V191H9ZM23 192V193H24ZM27 192H30V190L28 191L27 190ZM35 192V193H36ZM37 192V193H38ZM53 192H56V191H54L53 190ZM109 192V191H108ZM108 192H105V194L104 195H106V193L108 194ZM134 192V191H133ZM137 192H139V191H137ZM139 192V194H141L142 193V195H144V194H148V192L146 193H144L143 191L140 193ZM153 192H154V190H153ZM211 192V194H212V191H210ZM6 193V192H5ZM39 193H41V192H39ZM38 193V194H39ZM46 193H48L47 191H46ZM63 193H65V192H63ZM43 194V192L41 193V195ZM49 194V193H48ZM52 194V193H51ZM53 194H55L56 195V193H53ZM68 194H70V193H68ZM67 194V195H68ZM72 194V193H71ZM160 194V193H159ZM214 194V193H213ZM258 194V193H257ZM55 195H54V197H55ZM110 195H112V194H110ZM26 196V195H25ZM71 196V195H70ZM79 196V195H78ZM77 195H76V197H78ZM122 196H124V197H122ZM125 196H126V198H125ZM129 196V197H128ZM155 196V195H154ZM217 196V195H216ZM9 197V198H10ZM61 197V196H60ZM86 197V196H85ZM129 199H128V198ZM132 197V198H131ZM159 197H160V195H159ZM212 197H213V195H212ZM212 197H210V201L212 200V201H214L213 199H211ZM50 198H52V199H54L53 198V196L52 197H50ZM69 198V197H68ZM131 198V199H130ZM138 198V197H137ZM140 198H141V196H140ZM144 198H146V197H144ZM143 196H142V199H141V201L143 202ZM214 198H216L215 196H214ZM11 199H9V200H11ZM23 199H24V196H23ZM48 199H49V196H48ZM152 199V198H151ZM159 200H161V201H163L161 198H158ZM165 199V198H164ZM44 200H46L45 198L43 199V201ZM90 200V201H91ZM1 201V200H0ZM5 201V200H4ZM49 201H51L52 202V200H49ZM58 200H56V202H57ZM160 201V202H161ZM21 202V203H20ZM47 202V201H46ZM45 201H44V203L45 204H48V203H46ZM53 202H54V200H53ZM53 202L52 203H50V204H48V205H46V206H49V208H50V205H51V207L52 206H54L53 205ZM56 202H54V204L56 203ZM80 202V201H79ZM89 202V201H88ZM128 202V203H127ZM166 202V201H165ZM81 204H83L82 202H80ZM95 203H93V202H91V204H95ZM126 203H127V206H123V205H126ZM149 203V202H148ZM159 203V202H158ZM161 203H164V202H161ZM30 204V203H29ZM61 202L59 201V206L60 207H63V204H61ZM79 204V203H78ZM90 204V205H91ZM97 204V203H96ZM143 204H145V203H143ZM142 204V205H143ZM19 205V206H18ZM22 205H25V204H22ZM31 205V204H30ZM30 205H28V204H26V207L27 206H29L30 208H31V206ZM40 205H41V203H40ZM56 205V204H55ZM58 205H56V206H58ZM86 205H88L89 206V203L88 204H86ZM110 205V206H109ZM133 205H134V207H133ZM45 206V207H46ZM107 206H109L108 208H106ZM129 206H132V207H129ZM25 207V208H26ZM55 207V206H54ZM54 207H52L53 208V212H55L56 211V209L59 211V213L62 211V213L64 212V213H69V212H67L66 211V209L64 210V208H61L60 210H59V208L60 207H57L56 209L54 208ZM95 207H92L91 206V208H93V209H96ZM119 207H117V208H119ZM136 207V208H135ZM251 207H254L253 205L251 206ZM28 208V207H27ZM30 208H29V211H30ZM81 208V205H80V207H79V209ZM89 208H90V206H89ZM128 208H130L129 210H128ZM138 208V209H139ZM254 208H256V207H254ZM48 209V208H47ZM54 209H55V211H54ZM83 209V208H82ZM99 209V208H98ZM104 209V210H103ZM120 209H121V207H120ZM138 209H136L137 210V212H138ZM246 209V208H245ZM247 209H249V208H247ZM24 210V209H23ZM31 210H34V208L33 209H31ZM64 210V211H63ZM97 210V209H96ZM135 210V211H136ZM199 210V209H198ZM254 210V209H253ZM256 210H257V208H256ZM256 210H254L253 211V213L254 212H256ZM29 211H27V213L29 214L30 212ZM51 211H52V209H51ZM50 211V212H51ZM66 211V212H65ZM81 211V210H80ZM79 211V212H80ZM92 211V210H91ZM99 211V210H98ZM120 211V212H119ZM139 211H140V209H139ZM193 211V210H192ZM231 211V209L229 208V211L228 212H230ZM57 212V211H56ZM94 212V211H93ZM109 212H111V211H109ZM112 212H113V210H112ZM111 212V214H114V212L112 213ZM119 212V213H118ZM118 214H116V212H115V214L116 215H119L118 217L117 216H114V215H112L113 217H115V219L118 221V222H120V219H122V218H120V215L121 214H123L122 212H121V210H119L118 209ZM136 212V213H137ZM248 212H250V211H248ZM261 212V211H260ZM62 213H60V216H61V214ZM64 213L62 214V215H64ZM92 213V212H91ZM98 213H100V212H98ZM108 213V214H107ZM141 213V211L139 212V214ZM195 213V212H194ZM232 213V212H231ZM259 213V212H258ZM33 214L35 215L36 213H34L33 212ZM48 214V213H47ZM89 214V213H88ZM95 214V213H94ZM123 214V215H124ZM139 214H137V216L139 215ZM257 214V213H256ZM38 215V214H37ZM53 215V214H52ZM56 215H58V213L56 214ZM71 215V214H70ZM104 216H105V214H103ZM103 215L101 216V213H100V215L99 216H101V218L103 217ZM129 215H131V214H129ZM129 215H128V218H129ZM135 215V214H134ZM194 215V214H193ZM28 216V215H27ZM54 216H55V213H54ZM111 216V215H110ZM136 215L135 216H132L131 215V217L130 218H134V217H137ZM142 216V215H141ZM191 216V218H192V215H190ZM235 215H233V217H234ZM35 217V216H34ZM39 217V216H38ZM37 217V218H38ZM53 217V216H52ZM58 217V216H57ZM64 217H65V215H64ZM121 217H123V216H121ZM100 218V217H99ZM106 218V217H105ZM108 218V217H107ZM112 218V217H111ZM123 218H125V219H128L127 217H123ZM235 218V217H234ZM46 219V218H45ZM59 219V218H58ZM238 219V218H237ZM35 220H36V218H32V219H28V221L29 222H27V223H25L26 224V228H31L34 224H33V221L35 222ZM41 220V219H40ZM192 220H195L194 218L192 219ZM124 221V220H123ZM126 221V220H125ZM176 221V220H175ZM236 221V220H235ZM37 222V221H36ZM122 222V221H121ZM195 222H197L196 220H195ZM123 223V222H122ZM180 223V222H179ZM8 224V223H7ZM72 224V223H71ZM78 225V224H77ZM2 227H7L5 224L4 225H2ZM10 227V226H9ZM36 227V226H35ZM11 228V229H12ZM9 229V228H8ZM40 229V228H39ZM20 230H21V228H20ZM37 230V229H36ZM46 230V229H45ZM18 231V230H17ZM56 231H58V230H56ZM77 231V230H76ZM75 231V232H76ZM37 231H35V233H36ZM1 233H4V232H1ZM8 233H10V232H8ZM57 233V232H56ZM39 234V233H38ZM62 234V233H61ZM5 235V234H4ZM64 235V237H65V234H63ZM63 235H61V236H63ZM1 236V235H0ZM6 236V235H5ZM5 236H3L2 238H0V259H2V260H0V262L2 261L3 262V264H12V263H14V264H83L81 261H83V260H81L80 258H81V254L79 253V252H77V250H75L74 249V251L72 250L74 247H72V245L71 244H69L68 245V247L70 246V247H72V249L70 248H68L69 250H72L75 254L73 255V254H70V253H72L71 251L69 252V253H67L68 251H67V248H66V250H65V248H64V251L66 252L65 254H67L68 256H66V260H62L63 262H61V260L60 259H58V262H55V260H54V263H52L53 261V259H52V257H50V251L47 249V250H45L44 251V253H42L41 254V252L45 249V248H49V246H50V248H54V241L52 240H49V243H47L46 245H45V242L44 241H42V240H39L38 238H39V236H38V238H35V239H33L32 240V242L30 243V244H27V243H29V242H27V243H22V244H18L16 241H14V239H13V237H10L9 235H7V236H9V237H5ZM13 236V235H12ZM16 236V235H15ZM60 236V237H61ZM42 237V236H41ZM55 237V236H54ZM153 237V236H152ZM243 237V236H242ZM27 239H28V237H27ZM85 239V238H84ZM44 242V244L42 245V243L41 242ZM46 241V240H45ZM164 242V241H163ZM246 242V241H245ZM66 243V242H65ZM68 243H70V241H68ZM84 243V242H83ZM165 243H166V241H165ZM164 243V244H165ZM168 243V242H167ZM62 244V243H61ZM85 244H86V242H85ZM163 244V243H162ZM63 245V244H62ZM83 245V244H82ZM81 245V246H82ZM105 245L106 246H108V247H110V245H107V243L106 244H104L103 246H104V249H105ZM161 245V244H160ZM167 246V245H166ZM66 247V246H65ZM108 247H106V248H108ZM115 247V246H114ZM117 247V246H116ZM194 247V246H193ZM88 249V248H87ZM102 249H103V247H102ZM109 249V248H108ZM167 249H168V247H167ZM166 249V250H167ZM177 249H179V247L177 248ZM187 249V248H186ZM185 249V250H186ZM189 249V248H188ZM63 252V251H62ZM77 252V253H76ZM95 252H96V250H95ZM110 252V251H109ZM78 254V255H77ZM113 254V253H112ZM16 255H17V257H16ZM62 255V254H61ZM126 255V254H125ZM74 256H76V258L74 257ZM78 256H80L78 259H77V257ZM200 256V255H199ZM100 258V257H99ZM200 258H202V257H200ZM64 259V258H63ZM60 260V261H59ZM77 260H80V261H77ZM99 260V259H98ZM102 260V259H101ZM197 260V259H196ZM134 261V260H133ZM16 262V263H15ZM90 262V261H89ZM97 262V261H96ZM192 263H193V261H192ZM85 264V263H84ZM90 264V263H89ZM169 264V263H168ZM198 264V263H197ZM209 264H210V262H209Z\"/></svg>",
	"mask_w": 264,
	"mask_h": 264
},
{
	"label": "snow or ice",
	"instance_id": "3",
	"mask_svg": "<svg viewBox=\"0 0 264 264\" xmlns=\"http://www.w3.org/2000/svg\"><path fill=\"white\" fill-rule=\"evenodd\" d=\"M91 7H95V5H91Z\"/></svg>",
	"mask_w": 264,
	"mask_h": 264
}]
</instances>
